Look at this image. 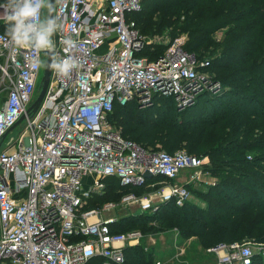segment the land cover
<instances>
[{"label": "built area", "instance_id": "built-area-1", "mask_svg": "<svg viewBox=\"0 0 264 264\" xmlns=\"http://www.w3.org/2000/svg\"><path fill=\"white\" fill-rule=\"evenodd\" d=\"M141 1L55 0L52 32L46 26L40 32L46 0H32L39 12L19 29L9 17L22 0H0V28H6L0 29V264H85L95 255L102 264H123L124 248L141 232H112L109 223L118 216L103 212L130 206L154 212L160 203L188 199L186 183L199 178L206 156L146 150L108 121L115 102L134 100L142 107L159 94L172 96L182 109L198 93L219 88L205 70L209 59L185 50L180 40L156 58L138 54L146 41L127 14ZM47 47L53 48L52 66L71 61L75 67L66 76L52 67L33 109ZM23 114L17 135L1 140ZM181 174L185 181L178 183ZM110 176L122 187L152 189L84 207ZM206 250L217 264H250L256 254L237 241ZM258 253L264 256V246Z\"/></svg>", "mask_w": 264, "mask_h": 264}, {"label": "trees", "instance_id": "trees-1", "mask_svg": "<svg viewBox=\"0 0 264 264\" xmlns=\"http://www.w3.org/2000/svg\"><path fill=\"white\" fill-rule=\"evenodd\" d=\"M127 17L145 35L167 31L172 42L185 34L183 48L209 59L205 70L216 69L222 90L201 92L184 109H178L172 96L159 94L146 107L134 100L115 102L108 121L116 119L121 135L146 150L183 149L208 156L209 163L202 169L216 179L201 192L202 205L185 200L180 206L170 200L154 212H129L109 223L110 230L152 231L155 227L149 223L154 218L168 213L176 217L183 210L180 217L186 218L203 248L218 242L263 240L264 0H142L140 8ZM165 43H146L138 54L156 58L167 48ZM161 177L147 178V182ZM104 182L103 192L88 197L84 207L118 201L129 191L142 194L152 189L122 187L113 176ZM186 186L191 191V182ZM124 254L123 264H149L155 258L139 245L126 246ZM102 261V256L95 255L85 264ZM250 264H264V256L254 254Z\"/></svg>", "mask_w": 264, "mask_h": 264}, {"label": "rangeland", "instance_id": "rangeland-1", "mask_svg": "<svg viewBox=\"0 0 264 264\" xmlns=\"http://www.w3.org/2000/svg\"><path fill=\"white\" fill-rule=\"evenodd\" d=\"M45 18L42 21L40 25V32H42L45 28ZM167 31L163 33H154V34H148L145 35L143 33L142 36L144 37L147 45L153 44V43H165L167 47L174 41V40H180L181 45H184L185 41V34H179L172 42H169ZM222 32H218L216 36H220ZM173 44V43H172ZM43 70V62L41 64L40 73L38 75L37 82H40L41 75ZM207 73L210 74L211 78L214 79L218 83V89L216 91H209L204 90L210 93H220L222 90V83L220 80L216 78V75L214 72H216V69L206 70ZM39 86L37 89L36 94L38 93ZM202 91V92H204ZM201 93V92H200ZM198 93L195 96V99L193 103L196 101L197 96L200 94ZM229 98V97H227ZM192 104V103H191ZM190 104V105H191ZM150 105V104H149ZM190 105H187L185 107H188ZM148 105L142 106L146 107ZM177 106V105H176ZM184 107V108H185ZM182 108V109H184ZM113 122L111 120L110 125L113 126L116 130H120L119 126L117 125V120L114 119ZM19 128L16 127L12 132L7 134L8 136L13 135L16 136L18 133ZM209 140V137L207 141ZM207 144V142H206ZM207 162L209 161L208 156H206ZM204 163L205 165H208V163ZM192 169H187L186 172H191ZM184 173V172H183ZM199 178H195L194 181L191 182V191L188 199H186L187 202L193 204V205H202L204 204V201L202 198V191L206 189V185L209 183H213V181L216 179L214 175H210L207 170H203L198 175ZM178 183H182L185 181L184 174H181L175 179ZM181 206V205H180ZM131 207V210L127 207L125 208H110L108 210H105L103 212V215L105 217L116 215L119 217L129 213H136V207ZM130 210V211H129ZM183 214V210H181L176 217H173L172 214H163L159 216V218H154L153 221L149 223L150 226H154L155 230L152 231H143L140 228L141 237L139 238V241L137 245L141 246L142 249L145 252H152L155 254L158 253L157 250H160L162 252V255L160 254L159 259L155 258L152 262L149 264H214L212 256H210L209 252L206 250V248H203L199 242L197 241V238L195 235L191 234V225L186 222L185 217H180V215ZM159 235H163V237L159 238ZM240 242V241H239ZM240 243L250 245L252 247V250L255 253H258L261 248L264 246V239L263 240H251V241H241ZM215 255V254H214Z\"/></svg>", "mask_w": 264, "mask_h": 264}, {"label": "water", "instance_id": "water-1", "mask_svg": "<svg viewBox=\"0 0 264 264\" xmlns=\"http://www.w3.org/2000/svg\"><path fill=\"white\" fill-rule=\"evenodd\" d=\"M54 4H55V0H46L45 25L47 29L49 30V32H52V18H53ZM42 53L44 54V64H43L41 79L39 82V90H38V93L36 94V98L34 102L30 106V108H33V109L38 106V104L40 103V101L42 100L45 94L46 88L50 80L51 70H52L53 54H54L53 48L52 47L44 48L42 49ZM30 108H28V110ZM23 117H24V114L21 115L15 121V123L4 132V134L1 136V140L17 127V125L22 121ZM145 175L150 176L151 173L147 171L145 172Z\"/></svg>", "mask_w": 264, "mask_h": 264}, {"label": "clouds", "instance_id": "clouds-1", "mask_svg": "<svg viewBox=\"0 0 264 264\" xmlns=\"http://www.w3.org/2000/svg\"><path fill=\"white\" fill-rule=\"evenodd\" d=\"M39 8L40 5L33 4L32 0H22V3L13 9L9 19L15 22L16 29H19L23 26L24 20L29 18L30 14H38ZM16 29H13V36H15ZM52 67L59 75L66 76L71 72L72 68L75 67V64L71 61H65L61 65H53Z\"/></svg>", "mask_w": 264, "mask_h": 264}, {"label": "crops", "instance_id": "crops-1", "mask_svg": "<svg viewBox=\"0 0 264 264\" xmlns=\"http://www.w3.org/2000/svg\"><path fill=\"white\" fill-rule=\"evenodd\" d=\"M160 237H163V235H159V238ZM138 243V242H137ZM137 243H135V244H130V245H127V246H134V245H137ZM157 254H156V256L157 257H155V258H158L159 259V257H160V254L162 255V252L160 251V250H157ZM209 254H210V256H212V258H213V261H214V264H217V257H216V255H214L213 253H211V252H209ZM155 258H154V260H155Z\"/></svg>", "mask_w": 264, "mask_h": 264}]
</instances>
